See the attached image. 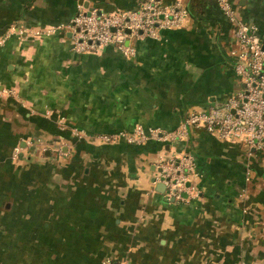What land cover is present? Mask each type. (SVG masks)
I'll return each instance as SVG.
<instances>
[{
	"label": "crops",
	"instance_id": "obj_1",
	"mask_svg": "<svg viewBox=\"0 0 264 264\" xmlns=\"http://www.w3.org/2000/svg\"><path fill=\"white\" fill-rule=\"evenodd\" d=\"M139 1L0 0V264H264V149L203 128L171 142L100 139L173 129L237 89L233 28L215 0H181L185 25L134 40L131 56L77 52L64 26L16 31L63 25L79 4ZM231 2L264 36V0ZM182 151L197 194L176 199L158 190L157 160Z\"/></svg>",
	"mask_w": 264,
	"mask_h": 264
},
{
	"label": "built area",
	"instance_id": "obj_2",
	"mask_svg": "<svg viewBox=\"0 0 264 264\" xmlns=\"http://www.w3.org/2000/svg\"><path fill=\"white\" fill-rule=\"evenodd\" d=\"M226 20L232 25L235 48L232 50L233 73L238 87L223 102L206 109L189 110L173 129L144 128L120 130L100 135L105 142L124 140L139 143L148 139L171 142L185 138L190 128H203L225 140L241 142L250 149H264V36L254 24L243 20L231 0H215ZM189 9L181 0H140L132 8L103 11L95 6L78 5L77 12L63 25L25 30L20 34H47L64 26L71 33L72 48L77 52L98 51L112 45L124 55L135 53L134 40L159 38L162 29L185 25ZM0 38V44L2 42ZM1 92V89H0ZM18 146L14 147L16 154ZM195 157L189 151L162 156L155 181L162 182L168 197L187 199L197 194L191 183L195 173Z\"/></svg>",
	"mask_w": 264,
	"mask_h": 264
},
{
	"label": "water",
	"instance_id": "obj_3",
	"mask_svg": "<svg viewBox=\"0 0 264 264\" xmlns=\"http://www.w3.org/2000/svg\"><path fill=\"white\" fill-rule=\"evenodd\" d=\"M158 186H160L159 188H158V190H160V191H163L164 190V188H165V186H164V184H162V183H158Z\"/></svg>",
	"mask_w": 264,
	"mask_h": 264
}]
</instances>
